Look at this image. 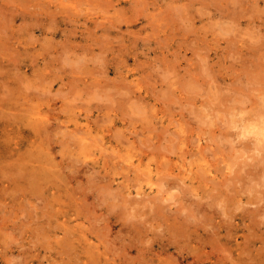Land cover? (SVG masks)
Here are the masks:
<instances>
[{
	"label": "rangeland",
	"instance_id": "obj_1",
	"mask_svg": "<svg viewBox=\"0 0 264 264\" xmlns=\"http://www.w3.org/2000/svg\"><path fill=\"white\" fill-rule=\"evenodd\" d=\"M106 1L111 2V5L110 3L107 4ZM141 1L142 0H0V264H64V262L65 264L66 262L67 264H137L138 262H140L139 264H157V255H160V251L158 249L154 248L155 250H152L150 253L142 251L143 254L138 252V249H140V247H150L152 244L151 242H153L154 240H156L154 244H157V241H161L165 234L161 231H157V235L153 236V232L150 231L149 234L152 237L151 242L148 241L149 237H147V244L143 246L142 240H144V237H146L145 228L147 227V225L143 223L144 217L138 216V214L136 213L137 211L135 212V209H132V207L128 205L133 200L136 201L138 198H143L142 196L137 195V190L140 186H144V191H146L147 193L152 192L154 196H159L158 194L162 195V193H158L156 195L157 190L156 192L151 191L147 186L146 180H143L146 178V176L143 174V172L136 169L135 166H138V164L140 163L142 155H148V157L144 160L145 164L148 162L151 163L150 160H152V162H154L155 164L157 161H166L165 158L163 159V156L165 155H167L168 158H174V162L176 163L179 161L178 163L180 164L182 163V160H184V154L187 152L188 155L186 163L191 164L196 158H200L199 155L192 156L191 153H199L200 150H202V152L207 155V160L214 162L217 165V168L221 170L219 171L221 176H223V172H225L224 179L229 177L228 174L226 175L228 171L225 168L223 169V167H225L224 164H226V162H223L225 158L227 160L230 159L231 161L238 163L239 161L240 163L250 161V159L249 161L248 159H246L247 156L243 158L242 154H240L239 152L237 153L238 150L234 148V146L232 145V141L234 140L233 143L235 142L237 144L241 140L239 137H236L238 135V132L240 131V129L235 128V122H237L238 124V119H249L253 114V117L259 116L258 118L264 120V114L260 111V99L264 98V96L261 95L264 92H260L262 89L264 90V71L255 70H264V57L262 59L264 52L261 53L262 51H264V46H261L263 45L262 43L264 42V38L261 37L260 39L261 45L259 46V48L261 49L258 48L255 40L257 39L258 41V39L260 38L257 37L259 33H264V0ZM167 4H169L168 7L176 5L174 6V8H178L176 10H173L172 7L170 8V11L167 7ZM185 4L187 6H185ZM133 5L137 7V10ZM182 5H184L183 8ZM253 5L256 6V8L252 11V8L254 7ZM165 6L167 7V10ZM139 7L141 8L138 9ZM241 7L244 8V10L247 9L248 12H246V10L242 11ZM181 8L183 10L180 11ZM232 8H235V11H233L234 9L232 10ZM191 9L193 10V12L191 11ZM164 10L167 14H165ZM186 10H188V12H186ZM2 11H4V13ZM144 11L146 15L145 13L143 15ZM176 11H178V13ZM191 12L195 13L196 15L191 14ZM231 12L232 14H234L233 16H236L239 13L236 16L237 19L235 18V21H233L234 18L231 17ZM107 13L109 17H107ZM154 13L158 14L155 15ZM104 14L106 15V17ZM179 14L180 16H178ZM227 14H229V17H227ZM241 15H244V17H241ZM155 16L157 17L156 19ZM174 16H178V18H173ZM187 16H189L193 22L189 19V17L187 18ZM193 16L194 18H192ZM159 17H161L162 19H160ZM179 17H186L185 19L182 18V21L185 22H182L181 19L179 20ZM230 18H233L230 20V22L232 21L231 23L228 21V19ZM127 19L129 20L127 21ZM167 20L169 22H167ZM236 20H238L237 24H235ZM223 22L227 26L225 24L221 25V23ZM178 23L179 25L181 24V28L180 26L178 27ZM234 24L236 25V27ZM170 26L172 29L170 28ZM183 26H186V28H182ZM189 27L192 28V33H189ZM187 28L189 29L183 31ZM146 30L148 31L145 32ZM177 34L179 35V37ZM151 35L153 37H150ZM182 35L184 36L181 37ZM146 36H148V38ZM195 36H197L199 39L197 37L195 38ZM160 38L162 40H165H163V44ZM193 38H195L196 40H194ZM228 38L230 39V41L226 40ZM146 40H148L149 42ZM254 43H256V46H254V49H252L253 45H255ZM102 44L104 46H102ZM226 44L228 45V48L225 47ZM258 44H260L259 41ZM107 46H110V50H108L109 47ZM111 47L113 48L111 49ZM256 49H258V52L256 51ZM248 51H250V53H247ZM104 53L105 57L103 58ZM256 60H258L259 63H257L258 61L256 62ZM103 63L105 66L103 65ZM260 63L261 65H259ZM255 64H258L257 68H254ZM168 65L170 66L168 67ZM73 68L75 69L74 71L72 70ZM97 69L99 72H97ZM102 69H105L106 71ZM252 69H254V75L256 73L255 77H253L252 75ZM77 70L80 73L77 72ZM118 70L120 71V73L118 72ZM193 70H195L196 73L195 71L193 72ZM94 71H96V74ZM101 71H103L104 74L106 73V75L100 73ZM83 72H88L89 74L87 73L86 75V73L84 74ZM99 73L101 75H99ZM245 73H250L253 79L248 76L249 74L247 75ZM195 74H198L199 78L198 75ZM261 74L263 75L261 76ZM172 75H174V77ZM189 75H191V77ZM258 75H260L261 77H259ZM75 76H79L80 78H76ZM177 76L179 77L177 78ZM183 76L185 79L182 78ZM193 76L196 78L193 79ZM256 76L259 77V82L261 81L260 78H262V82H260L261 85L258 83L261 89L259 88V86L256 87V82H253L257 80ZM216 78L219 81H216ZM104 79L107 81V83ZM182 79L189 80L191 82L190 84V82L186 81V84L189 85L187 88L188 90L192 88V86L190 87V85H192V82H194L193 86L196 85L197 88L194 86L195 90L194 88H192L191 90H189L191 92L190 93L185 88L186 84H183V86L178 82V84H180V87L183 86L181 88L182 90L179 89L180 87L176 82L182 81ZM142 80H144V83ZM184 80L182 81V83L184 82ZM248 80H252V82L250 81L252 84L249 83ZM90 81L92 82V84L93 82H97V84L99 82L101 88L100 85L99 89L93 88L96 84L91 85ZM168 82L169 84L167 85L166 83ZM172 82L174 83L172 84ZM213 82H215L216 84H214ZM230 83H233V85L228 86L230 85ZM85 84H87L88 86ZM217 84H220V86L222 85V89L224 87L225 89L222 90L220 87L218 88L220 90H217L216 88L217 91H215L214 89L215 87H217ZM166 85L167 87H165ZM97 86L98 85H96L95 87ZM119 86L120 89L122 88L121 90L118 88ZM229 87L231 88V90ZM239 87H241V90L239 89ZM255 87L260 89L256 90L258 94H256L257 92H254L256 95L253 93V91H255L256 89ZM171 88H174L175 91H173ZM236 88L237 90H235ZM93 89H97L98 91H100V95L99 92L98 94L96 93L97 90L93 91ZM110 89H112V93L109 92ZM170 89L172 91L168 94V91ZM233 89L236 94L234 93V91H232ZM218 91L219 93H221L219 94ZM250 91H252V93L256 97L254 95H251ZM164 92L167 93H165L166 95H170V93L171 95L166 96ZM237 93L240 95H238ZM113 94L115 95V97L112 96ZM117 94H119V97L122 96L121 100H119L120 98ZM175 94L178 98H180L179 100L174 96ZM211 95H214L213 97H215L216 99L217 97L219 99L221 95L220 98L222 99V102L224 103V101H226V103L223 104L222 102H220V99L215 100V98H213ZM259 95H261V98L257 99V96ZM187 96L190 99H188ZM113 97L116 98L117 102L119 100V105L117 104V102H113V100H115ZM124 97L125 99H123ZM239 97H241V99ZM123 100H125V103ZM206 100L208 102H205ZM210 100L214 102L212 103L210 102ZM140 102H145L144 104L141 103L143 107L140 105ZM203 102H205L204 105H201ZM242 102H245V108L242 107ZM258 102L260 105L258 104ZM246 103L247 105H245ZM169 105L172 107V110L170 109L171 107L167 108ZM202 106H207V108L210 109V111L209 109H207L209 112H206V117L204 116L205 112L203 111L206 108L204 107V109ZM220 106L222 108L220 109L222 110L221 112L218 109L220 108ZM144 107H146V109ZM102 108H104V110ZM148 108L150 110H148ZM168 109H170L171 111ZM246 109L250 112H254L256 109L257 113L255 111L250 115V112L245 113ZM216 110L219 112H217ZM228 111L231 114H228ZM145 113L147 115H145ZM167 113H169L172 118L167 115ZM209 113H212V115L210 114L207 117V114ZM255 113L259 115L255 116ZM244 114H246V116H248L249 114L250 116L246 117ZM215 115H218L217 117L219 119L220 117L224 116L221 119H223V122L227 124V126L222 121L217 119ZM230 115L234 116L235 121H230L232 120V117ZM104 116H106L105 119L107 120L110 116L111 120L109 118L110 121H107L105 119L102 121V117ZM209 116H213L215 118H210ZM235 117H237V120L235 119ZM226 118L230 119L229 123H231V125L225 122V120L228 121ZM171 119H173V121ZM214 119L218 121L216 125L214 122H212L215 121ZM104 121L105 123H107L105 124ZM196 121H198V123ZM232 122L235 123V126L233 128L232 126L234 124H232ZM173 123L175 124V126L173 125ZM207 123H210V127ZM158 124L161 125L160 129L165 126V130L164 128L160 130L158 128ZM176 124H179V127H177ZM198 124H201L199 125L201 126V129L200 127L199 129L197 128ZM211 124L214 125V127H212ZM147 126H150L151 129L150 127L149 129H146ZM206 126H208L209 128ZM224 127L225 130L228 127L230 130H221ZM114 128L117 129L115 130ZM119 129H121V132L123 130V133L119 131L121 133L119 134ZM153 129L158 130V132L154 131ZM159 130L161 131V133L164 131L163 133L165 134L163 135L159 133ZM165 131H167L168 133ZM169 131L171 133H169ZM116 132L119 134V136ZM173 132L176 134L174 135ZM229 132L231 133V135ZM114 133L117 135H115ZM131 133L134 135H132ZM74 134H76V136ZM103 134L106 135L105 140H103ZM113 135L114 139L112 138ZM121 135L124 136V139L125 137H127V140L129 142L125 139L127 142L125 141L124 143V139L123 137H121ZM222 135H224V137H229L226 138L227 142H225V138L223 139ZM233 135L236 136L234 137ZM169 136H172V138H170ZM209 136L211 139L213 138L212 136L217 137V139L215 138L216 141L212 142ZM81 137H87V139L85 140L87 144L81 140ZM120 137L122 139H120ZM168 137L171 142L167 140ZM252 137L253 135L251 136V138ZM98 138L100 139V141ZM139 138L140 142L138 140ZM146 138L149 140L148 144ZM160 138L161 140L163 139V142L160 140ZM185 138H187V142L183 144L181 140ZM70 139L73 140L70 142ZM195 139L198 140V142H196ZM229 139H231L232 141ZM236 139L239 140L236 142ZM166 140L169 141L172 145L169 146V143L166 144ZM175 140H177V143ZM172 141H174L176 145H174ZM193 141L196 142L195 145ZM228 141L233 147L229 145ZM249 141L251 142V140ZM159 142L162 143L163 146H160L158 144ZM215 143H218L217 145H219L220 150L218 149V151H216V148L219 147L217 145L216 147ZM245 143L248 144L247 141ZM102 144L104 145V148ZM139 144L141 147L139 146ZM153 144H156L158 148H156ZM238 144L240 145V143ZM255 145V142H251L250 146L248 147L249 149L245 147V154L248 155L251 153L253 155V153L255 152ZM146 146H150V149L148 147V149H146ZM151 146H153L155 149H152L153 147ZM174 146L176 147L172 148ZM206 146H209V148L207 149L208 151L204 150V148H207ZM105 147L108 149L105 150ZM159 147L161 150L159 149ZM228 147L230 149H228ZM176 149H178V151ZM108 150H110V152ZM156 150H159L160 152ZM166 150H168L167 153ZM227 150H230V152H226ZM246 150L248 151L246 152ZM111 152L114 153V155ZM209 152H211L212 154L210 155ZM112 155L114 157H112ZM212 155H214V157H212ZM188 157H190L191 159ZM218 158H220L222 161ZM75 159L78 160L76 161ZM197 161L199 160L197 159ZM218 161L221 163H217ZM74 162L76 164H74ZM78 162H81L84 165L86 164V167L81 163H79L81 164L79 165ZM125 165L126 168L124 167ZM82 166L84 168H82ZM119 166L121 168H119ZM235 166L238 167V165ZM87 167L94 168L95 170ZM76 168L78 169L76 170ZM62 169L64 172L62 171ZM45 170L52 171L51 178L47 177ZM86 171L88 173L91 172L89 173V177L87 176L88 174ZM93 171L95 172V175L99 180L98 184L90 185L87 181L89 180V178L91 184L97 182V177L93 174ZM7 172H9V174H7ZM71 172L73 174L75 173L76 178L74 177L75 175H73ZM97 172L100 175L97 174ZM17 173H19V175L14 176ZM29 173L36 176L32 177V175H30ZM91 174L93 175V178L91 177ZM106 174L107 176H105ZM18 176L19 178H17ZM25 176L27 177L25 178ZM125 176H127L129 181L131 182H129L127 177L125 178ZM11 177L13 179H11L10 181ZM141 177L143 179H141ZM91 178L92 181L95 180L96 182H92ZM26 179L28 183H25ZM230 181L231 180H229V182H226L228 184H226L228 188L226 185H224L221 189H217L211 194L208 193L211 190H207L209 188H205V190L203 191H207V193L204 197L205 199H201V201L200 199L195 197L194 194L191 193V191H188L189 186L187 184L186 186H182L184 184H181L183 190H186L187 188L186 191H182L179 185V188L175 187L172 191H169L170 193L172 192V194L176 191L177 193H175L174 195L177 194V197L175 196L176 199L171 202H163V206L168 203L166 204L167 207L165 208V210H168L166 212L168 215H180L179 217L182 218L184 215L183 219H185L186 212L182 210V214L181 210L179 209L185 204H182L181 206V203L177 202V205L174 202L180 200L181 198L187 199L188 203L192 201L202 203L199 207H197V205H193V212L195 214V224L193 228H198L200 231L199 234L201 236L199 237V242V240L197 241V239L194 238V240H192L191 237L187 236H185V238L180 236L176 237L173 232H171V234H169L170 232L166 233L167 238H165L169 239L172 236H175L176 239H174L175 241H177V244L176 247L173 246L168 251L162 253L163 258H168L171 264H190L193 262H204L205 264H264V244L261 242H258V244L254 243V234L256 233L255 229L249 227L245 228V223L243 224L239 219L230 220L228 217H225V215L227 216V213H242L243 211H245L244 209L241 210V208H236L237 206L239 207V202L241 199L240 197H233L234 192L231 191L233 181H231V185ZM104 182L110 188V190L108 189L107 191V186L103 184ZM78 184L82 185L78 187ZM101 184L106 186L100 187L105 188L107 194H104V192L103 195L100 194L105 190L103 188H99V186H97V188H99L100 190L97 188L93 189L94 187H96V185ZM127 184L131 186V190L133 191L131 195L128 193V189L126 188ZM137 184H139L138 187H136ZM53 186L55 188H53ZM225 186L226 188H224ZM254 186L255 188L251 186L248 187L249 189H246L245 187L248 192L245 190V193H247L243 194L244 201H246L248 198L250 199L259 197V194L262 192L263 188L261 187V185L259 186L262 189H258V185V187L256 185ZM43 187L45 188L44 190ZM82 187L85 190L81 191ZM112 187L116 188V191L119 190L120 193L118 191L119 194H115L116 191ZM122 187L124 189L121 190ZM256 188L260 191V193H258ZM14 190H21L22 192L20 191L21 193H18V191H16V194ZM77 190L79 191L78 193ZM221 190L223 191L225 196L220 197L219 193L221 192ZM252 191L253 193L251 194ZM108 192L109 195L111 192L113 193H111V197L106 196L108 195ZM164 194L168 196V193ZM189 194L191 196H189ZM34 195L36 197H34ZM99 195L102 197V199L97 198L99 197ZM104 195L108 197V199L110 198V200L107 201L108 199L106 197L103 198ZM115 195L118 196V198H114L117 200V202H115L114 199L112 200V197H115ZM119 195L122 198L120 203H118V201L121 199ZM248 195H253L254 197H249ZM38 197L41 199H39ZM67 197L69 198L67 199ZM132 197L134 198L133 200ZM144 197L147 198L146 195ZM148 197L149 198H147L146 200H150L151 196ZM97 199L100 201H98ZM102 200L106 205H104L103 202L101 205ZM105 200L107 201V203ZM123 200L126 202V204H124L125 202ZM211 200H213L214 202H211ZM26 201L30 203L28 204V202ZM40 201H44V203L40 204ZM172 202L174 203V205ZM35 203H37V205ZM115 203L118 204L116 205ZM81 204H83V206ZM97 204H100L101 206H96ZM224 204H226L227 207ZM11 205H13L14 207ZM85 205L86 207L88 206L87 210ZM118 205H122V207L120 208V206ZM148 205H150V203ZM42 206H44V209ZM114 206H118L119 209H117L118 207L114 208ZM150 206L152 207V205ZM150 206L146 207V210L147 208H149L147 212L150 210ZM246 206L251 207V205ZM21 207L24 210H22ZM93 207L95 211L92 210ZM108 207L113 211H111L112 214L109 212L110 209H108ZM175 207L177 210H179V212L175 209ZM39 208L41 210H39ZM127 208L130 210H128ZM221 208L222 210L220 211ZM131 209L134 211H131ZM172 209L174 212L171 211ZM84 210L85 213L83 212ZM9 211L13 212V216ZM123 211L125 213V216H123ZM44 212L45 214H48L45 217ZM141 212L146 211L142 210ZM212 212L214 214H212ZM220 214H223L222 217ZM87 215L88 220L86 219ZM101 215L102 218H105L103 222L101 219ZM20 216L24 220H22ZM95 217L97 218V220ZM129 217L132 218L131 221ZM137 217H139V220L136 219ZM262 219V217H258V220ZM134 221L136 224L134 223ZM20 222L21 224L24 223L25 225H19ZM140 222L143 224H141ZM91 223H95L94 225H96V227H94V225H91ZM101 223L102 225L104 224L103 226H101L102 228H97V225L98 227H100ZM137 223L139 226L137 225ZM226 223H229V225ZM238 223L242 224L237 235H246V237H248L247 239L245 237H239L238 242H244L246 240L244 246H239L238 242H236L235 240V237H233L232 235L228 237L227 231H225L227 228L234 229V225ZM223 224L227 226L224 227ZM108 225L109 227H107ZM90 226H92V228ZM126 226H128V228H126ZM220 226L222 227L220 228ZM23 227H25L24 230L22 229ZM124 228L126 232L128 230L127 233L130 234L129 236L126 232L124 233ZM100 229L102 230L100 231ZM218 230H222V233L217 235V237L216 235H214V237H216L215 240V238H212L211 236L212 234H214V231L217 232ZM235 230L233 231V233L236 232ZM251 230H253L254 232ZM89 231H91V233H89ZM133 232H135L136 235ZM139 232H141L140 237ZM118 233L120 236L118 235ZM100 234L103 239L99 238ZM106 234H109L107 237V241H105V238L107 236ZM85 235H87V237ZM134 235L137 236V238ZM201 237L203 240H206L207 238V240L213 239V242L209 244L208 247L204 248L202 246V244L204 245V243L201 240ZM135 238L137 239V241ZM138 239H142L140 241V243L142 242L141 244L138 242ZM105 242H110L112 244H107ZM65 244L67 247L65 246ZM106 244L111 246V248H107L108 246ZM261 246L263 247L260 248ZM97 247H100L101 250H98ZM119 248H121L122 251ZM107 250H110L113 253L111 254ZM126 250L128 251V253ZM125 251L127 253V256ZM243 251L247 252V255L245 253V255H240ZM99 252L104 255L103 258L102 256L101 258H99L100 255L97 256ZM128 255L130 260L128 259ZM258 255L263 256V259L257 257ZM110 257L113 258L110 259ZM183 257L187 258L188 261H184ZM254 257H257L259 259V262ZM249 260L252 261L249 262Z\"/></svg>",
	"mask_w": 264,
	"mask_h": 264
},
{
	"label": "bare ground",
	"instance_id": "obj_2",
	"mask_svg": "<svg viewBox=\"0 0 264 264\" xmlns=\"http://www.w3.org/2000/svg\"><path fill=\"white\" fill-rule=\"evenodd\" d=\"M135 1V0H134ZM137 1V0H136ZM143 1V0H142ZM141 1V2H142ZM164 1V0H163ZM177 1V0H176ZM255 1V0H254ZM257 1V0H256ZM13 2V1H12ZM86 2V1H85ZM131 2V1H130ZM148 2V1H147ZM170 2V1H169ZM193 2V1H192ZM197 2V1H196ZM199 2V1H198ZM14 3V2H13ZM106 3L108 4V3H110V5H111V2H107L106 1ZM258 3V2H257ZM47 4V3H46ZM114 4V3H113ZM144 4V3H143ZM143 4H142V6H143ZM182 4V3H181ZM193 4V3H192ZM191 4V5H192ZM242 4H244V3H242ZM252 4H254V3H252ZM252 4H251V6H252ZM256 4V3H255ZM74 5V4H73ZM116 5V4H115ZM141 5V4H140ZM148 5V4H147ZM168 5L169 4H167V7H168ZM180 5V4H179ZM179 5H177V6H179ZM134 6V5H133ZM141 6V7H142ZM174 6H176V5H174ZM174 6L172 5V7L170 6V7H168L169 8V10H170V8H172L173 10L175 9L174 8ZM183 6L184 5H182V8H183ZM185 6H187L186 4H185ZM254 6V5H253ZM257 6H258V4H257ZM2 7V6H1ZM37 7V6H36ZM77 7V6H76ZM111 7V6H110ZM123 7V6H122ZM135 7V6H134ZM141 7H139L138 9H140ZM148 7V6H147ZM167 7L165 6V8H166V10H167ZM195 7V6H194ZM193 7V8H194ZM196 7H197V5H196ZM240 7V6H239ZM15 8V7H14ZM39 8V7H38ZM70 8V7H69ZM98 8V7H97ZM119 8H120V6H119ZM136 8V10H137V7H135ZM178 8V7H177ZM176 8V9H177ZM180 9V11L181 10H183V9ZM186 8V7H185ZM256 8V6H254L253 8H252V11L254 10ZM58 9V8H57ZM118 9V8H117ZM134 9V8H133ZM143 9H144V7H143ZM175 9V10H176ZM229 9H231V8H229ZM234 9V10H233ZM241 9H242V11L244 10V8H242L241 7ZM248 9H250V8H248ZM258 9V8H257ZM256 9V10H257ZM261 9V8H260ZM259 9V10H260ZM6 10V9H5ZM8 10V9H7ZM63 10H65V9H63ZM70 10V9H69ZM80 10V9H79ZM172 10V11H173ZM179 10V9H178ZM232 10L233 11H235V8H232ZM238 10V9H237ZM236 10V11H237ZM246 10V12H248V10L247 9H245ZM244 10V11H245ZM61 11V10H60ZM102 11V10H101ZM121 11H123V10H121ZM154 11V10H153ZM157 11V10H156ZM171 11V10H170ZM191 11L193 12V10L191 9ZM3 13H4V11H2ZM23 12V11H22ZM103 12V11H102ZM147 12V11H146ZM164 12H165V10H164ZM174 12V11H173ZM177 13H178V11H176ZM175 12V13H176ZM183 12V11H182ZM186 12H188V10H186ZM191 12V14H195V13H192ZM237 12H239V11H237ZM109 13V12H108ZM108 13L106 14L107 15V17H109L108 16ZM122 13V12H121ZM144 13H145V11L143 12V15H144ZM185 13V12H184ZM234 13V12H233ZM240 13V12H239ZM238 13V14H239ZM250 13V12H249ZM254 13V12H253ZM68 14H70V13H68ZM73 14V13H72ZM84 14V13H83ZM155 14V13H154ZM158 14V13H157ZM157 14H155V15H157ZM165 14H167L166 12H165ZM165 14H164V16H165ZM191 14H189V15H191ZM231 14H232V12H231ZM230 14V15H231ZM237 14V13H236ZM235 14V15H236ZM237 14V15H238ZM105 15V14H104ZM106 15H105V17H106ZM142 15V16H143ZM145 15H146V13H145ZM148 15V14H147ZM150 15V14H149ZM159 15H162V14H159ZM158 15V16H159ZM172 15V14H171ZM170 15V16H171ZM196 15V14H195ZM229 14H227V17H229L228 16ZM234 14H232V16L231 17H233L234 18V20L233 21H235V18L237 19V15L236 16H233ZM78 16V15H77ZM80 16V15H79ZM167 16V15H166ZM173 16V15H172ZM178 16H180V14L178 15ZM178 16L176 17V16H174L173 18H178ZM181 16H183V15H181ZM146 17V16H145ZM162 17V16H161ZM161 17H159L160 19H162ZM168 17V16H167ZM189 16H187V18H188ZM198 17V16H197ZM222 17V16H221ZM240 17V16H239ZM238 17V18H239ZM241 17H244V15H241ZM240 17V18H241ZM141 18V17H140ZM147 18V17H146ZM157 17L155 16V19H156ZM166 18V17H165ZM183 18V17H182ZM182 18H180L179 17V20L181 19V21H182ZM186 17H184L183 19H185ZM192 18H194V16L192 17ZM233 18H230V19H228V21L230 22V20L231 19H233ZM54 19V18H53ZM105 19V18H104ZM169 19H171V18H169ZM189 19H190V17H189ZM227 19V18H226ZM55 20V19H54ZM109 20V19H108ZM129 19H127V21H128ZM191 20V19H190ZM88 21V20H87ZM110 21V20H109ZM138 21V20H137ZM166 21V20H165ZM172 21H173V19H172ZM177 21H178V19H177ZM180 21V22H181ZM189 21V20H188ZM192 21V20H191ZM226 21V20H225ZM140 22V21H139ZM154 22V21H153ZM167 22H169L168 20H167ZM182 22H185V21H182ZM190 22V21H189ZM193 22V21H192ZM196 22H197V20H196ZM232 22V21H231ZM230 22V23H231ZM237 22H238V20H236V23L235 24H237ZM102 23V22H101ZM151 23H152V21H151ZM173 23V22H172ZM175 23H177V22H175ZM165 24V23H164ZM222 24H225L224 22L223 23H221V25ZM234 24V25H235ZM183 25V24H182ZM186 25V24H185ZM226 25V24H225ZM232 25V24H231ZM264 25V24H263ZM144 26H146V25H144ZM172 26V25H171ZM171 26H170V28H171ZM180 26V28H181V24L179 25V23H178V27ZM224 26V25H223ZM227 26V25H226ZM141 27V26H140ZM165 27V26H164ZM173 27V26H172ZM186 28V26H183L182 28ZM191 27V26H190ZM189 27V28H190ZM232 27V26H231ZM235 27H236V25H235ZM189 28H187V29H185V30H183V31H186V30H188ZM193 28H195V27H193ZM221 28H223V27H221ZM227 28V27H226ZM230 28V27H229ZM233 28V27H232ZM139 29H141V28H139ZM144 29H145V27H144ZM172 29V28H171ZM170 29V30H171ZM174 29V28H173ZM177 29H179V28H177ZM191 29L192 28H190V32L189 33H192L191 32ZM198 29V28H197ZM231 29V28H230ZM229 29V30H230ZM234 30V29H233ZM148 30H146L145 32H147ZM153 31V30H152ZM150 32H151V30H150ZM156 32V31H155ZM174 32V31H173ZM264 32V31H263ZM136 33V32H135ZM134 33V34H135ZM159 33V32H158ZM184 33H188V32H184ZM261 34V35H260ZM262 34H263V36H264V33H259V35L257 36L259 39H258V41H259V43L260 44H258V41H257V39H255L256 40V43H257V46H258V48H259V46L261 45V42H260V39H261V37L262 38H264L263 36H262ZM132 35H133V32H132ZM153 35V34H152ZM150 36V37H153V36ZM178 35V34H177ZM188 35V34H187ZM190 35V34H189ZM140 36V35H139ZM184 35H182L181 37H183ZM191 36H193V35H191ZM147 38H148V36H146ZM178 37H179V35H178ZM197 36H195V38H196ZM254 37V36H253ZM141 38V37H140ZM162 38V37H161ZM160 38V39H161ZM195 38H193L194 40H196ZM198 38V37H197ZM151 39V38H150ZM149 39V40H150ZM183 39V38H182ZM192 39V40H193ZM199 39V38H198ZM225 39V38H224ZM102 40V39H101ZM159 40V39H158ZM162 40V39H161ZM164 40V39H163ZM163 40H162V44H163ZM166 40H167V38H166ZM172 40V39H171ZM184 40V39H183ZM222 40V39H221ZM220 40V41H221ZM226 40H229L230 41V39L228 38V39H226ZM141 41V40H140ZM146 41H148V40H146ZM165 41V40H164ZM228 41V42H229ZM264 41V40H263ZM262 41V42H263ZM99 42V41H98ZM149 42V41H148ZM147 42V43H148ZM137 43V42H136ZM144 43H146V42H144ZM150 43H151V41H150ZM230 43V42H229ZM256 43H254L255 45H253V48L252 49H254V46H256ZM165 44V43H164ZM184 44V43H183ZM231 44V43H230ZM263 45H261V46H264V42L262 43ZM244 45V44H243ZM102 46H104L103 44H102ZM161 46V45H160ZM180 46V45H179ZM222 46V45H221ZM228 45L226 44V48H228L227 47ZM250 46V45H249ZM107 47H109V49L108 50H110V46H107ZM166 47V46H165ZM211 47V46H210ZM223 47V46H222ZM100 48V47H99ZM113 47H111V49H112ZM151 48V47H150ZM205 48V47H204ZM247 48V47H246ZM257 48V47H256ZM152 49V48H151ZM150 49V50H151ZM259 49H261V48H259ZM114 50V49H113ZM208 50H210V49H208ZM247 50V49H246ZM258 49H256V51H257ZM107 51V50H106ZM165 51V50H164ZM256 51H255V53H256ZM261 51V50H260ZM259 51V52H260ZM102 52V51H101ZM101 52H99V53H101ZM118 52H120V51H118ZM170 52V51H169ZM258 52V51H257ZM264 51H262L261 53H263ZM109 53V52H108ZM247 53H250V51H248ZM254 53V54H255ZM107 54V53H106ZM101 55V54H100ZM121 55V54H120ZM261 55H263V54H261ZM260 55V56H261ZM103 56V55H102ZM107 56V55H106ZM105 57V53H104V56H103V58ZM207 57V56H206ZM220 57V56H219ZM263 57H264V55L262 56V59H263ZM102 58V59H103ZM114 58H115V56H114ZM114 58H113V60H114ZM209 58V57H208ZM207 58V59H208ZM80 59V58H79ZM106 59V58H105ZM104 59V60H105ZM83 60H85V59H83ZM209 60V59H208ZM96 61V60H95ZM258 60H256V62H257ZM263 61V60H262ZM82 62V61H81ZM107 62V61H106ZM140 62V61H139ZM138 62V63H139ZM84 63V62H83ZM115 63V62H114ZM142 63V62H141ZM257 63H259V61L257 62ZM82 64V63H81ZM102 64V63H101ZM137 64V63H136ZM78 65V64H77ZM83 65V64H82ZM96 65V64H95ZM103 65H104V63H103ZM102 65V66H103ZM118 65V64H117ZM138 65V64H137ZM140 65V64H139ZM258 65V64H257ZM257 65L255 64V66H254V68H257ZM259 65H261V63L259 64ZM79 66H80V64H79ZM105 66V65H104ZM170 65H168V67H169ZM264 66V65H263ZM139 67V66H138ZM87 68V67H86ZM98 68V67H97ZM143 68V67H142ZM166 68V67H165ZM171 68V67H170ZM261 68V67H260ZM96 69V68H95ZM94 69V70H95ZM99 69V68H98ZM98 69H97V72H99L98 71ZM193 69V68H192ZM73 71L75 70L74 68L72 69ZM102 70H105V69H102ZM251 70V69H250ZM250 70H249V72H250ZM256 71H264L263 69H259V70H257V69H255ZM83 71V70H82ZM87 71V70H86ZM106 71V70H105ZM138 71V70H137ZM195 70H193V72H194ZM77 72H79L78 70H77ZM95 72V74H96V71H94ZM93 72V73H94ZM118 72L120 73V71L118 70ZM252 72H253V74H252ZM252 72H251V74L253 75V77H255V75H256V73H255V75H254V69H252ZM73 73V72H72ZM75 73V72H74ZM80 73V72H79ZM84 74L86 73V72H83ZM88 73V72H87ZM87 73H86V75H87ZM100 73H103V71H101ZM99 73V75H101ZM195 73H196V71H195ZM76 74V73H75ZM89 74V73H88ZM90 74H92V73H90ZM104 74V73H103ZM102 74V75H103ZM181 74V73H180ZM180 74H179V76H180ZM187 74V73H186ZM191 74V73H190ZM245 74H247V73H245ZM249 74V75H248ZM247 75L249 76V77H251L252 75H250V73H248ZM259 74V73H258ZM74 75V74H73ZM92 75H94V74H92ZM104 75H106V73L104 74ZM192 75H193V73H192ZM195 75H198V74H195ZM263 74H261V76H262ZM173 77H174V75H172ZM179 76H177V78L179 77ZM190 77H191V75H189ZM217 76V75H216ZM246 76V75H245ZM259 77H261L260 75H258ZM258 76H256V78H257V80H256V78H255V80L256 81H253V82H256L257 84H256V87L257 86H259L258 85V83L260 84V82H262V78H260L261 79V81L259 82V77ZM76 77V76H75ZM78 78H80L79 76H77ZM76 77V78H77ZM105 77V76H104ZM123 78V77H122ZM121 78V79H122ZM139 78V77H138ZM181 78V77H180ZM179 78V79H180ZM182 78H184V76L182 77ZM186 78H188V77H186ZM193 79L194 78H196V77H192ZM198 78H199V75H198ZM201 78H202V76H201ZM252 78V77H251ZM250 78V79H251ZM185 79V78H184ZM184 79H182V81L184 80ZM253 79V78H252ZM75 80H77V79H75ZM79 80V79H78ZM105 80V79H104ZM81 81V80H80ZM143 81V83H144V80H142ZM141 81V82H142ZM177 81V80H176ZM182 81H177L176 83L178 84V82L181 84V85H183V84H186L187 82H190L189 80H184V82L182 83ZM187 81V82H186ZM198 81V80H197ZM216 81H219V80H217V78H216ZM249 81V80H248ZM251 82H252V80H250ZM249 81V83H251ZM258 81V82H257ZM82 82V81H81ZM91 82V81H90ZM105 82L107 83V81L105 80ZM105 82H104V84H105ZM116 83V82H115ZM174 82H172V84H173ZM202 83V82H201ZM205 83V82H204ZM214 84H216L215 82H213ZM218 83V82H217ZM93 84H96V85H98L97 87H93V88H98L99 89V85H100V83L98 82V84H97V82H93ZM92 84V82H91V85H93ZM141 84V83H140ZM167 85L169 84V82L168 83H166ZM171 84V83H170ZM180 84H178L179 85V87H180ZM190 84H191V82H190ZM193 84H194V82H192V85H190V87L192 86V88H194V86L196 87V85H194L193 86ZM203 84V83H202ZM221 84V83H220ZM220 84H217L216 86L217 87H215V91H217V90H220V89H218V88H220L221 86H220ZM228 84V83H227ZM252 84V83H251ZM255 84V83H254ZM254 84H253V86H254ZM9 85V84H8ZM85 85H87V84H85ZM90 85V86H91ZM108 85V84H107ZM106 85V86H107ZM167 85L165 86V87H167ZM186 85H187V87H186ZM185 85V88H186V90L187 91H189V90H191V89H187L188 88V84H186ZM231 85H233V83H230V85H228V86H231ZM261 85V84H260ZM88 86V85H87ZM89 86V87H90ZM109 86V85H108ZM111 86V85H110ZM118 86V85H117ZM184 86V85H183ZM182 86V87H183ZM215 86V85H214ZM213 86V87H214ZM85 87V86H84ZM114 87V86H113ZM124 87V86H123ZM170 87V86H169ZM182 87H180L179 89H181ZM212 87V88H213ZM223 87V86H222ZM222 87H221V89H222ZM252 87V86H251ZM250 87V88H251ZM255 87V88H256ZM100 88H101V85H100ZM104 88V87H103ZM119 89H120V86L118 87ZM197 88V87H196ZM216 88H217V90H216ZM230 88V87H229ZM241 87H239V89H240ZM248 88V87H247ZM249 88V89H250ZM254 88V89H255ZM259 88L261 89V87L259 86ZM264 88V87H263ZM109 89V88H108ZM116 89V88H115ZM115 89H113V90H115ZM122 89V88H121ZM120 89V90H121ZM167 89V88H166ZM173 91H175V89L174 88H171ZM169 90L168 91V94H169V92H171L172 90ZM177 89V88H176ZM184 89V88H183ZM225 89V87L222 89V90H224ZM243 89V88H242ZM254 89H252V90H254ZM260 89H258V88H256L255 89V91H253V93L254 92H257L256 90H260ZM95 89H93V91H94ZM97 90V89H96ZM95 90V91H96ZM182 90V89H181ZM185 90V89H184ZM194 90H195V88H194ZM230 90H231V88H230ZM235 90H237V88L235 89ZM241 90V89H240ZM244 90V89H243ZM242 90V91H243ZM263 90V89H262ZM260 91V92H264V90L263 91ZM86 91V90H85ZM166 91V90H165ZM215 91H212V92H215ZM232 91H234V89L232 90ZM247 91H249V90H247ZM98 92H99V95H100V91H96V93L98 94ZM109 92H111L112 93V89H110V91ZM114 92V91H113ZM117 92V91H116ZM182 92V91H181ZM186 92V91H185ZM190 92V91H189ZM194 92V91H193ZM212 92H209V93H212ZM224 92V91H223ZM95 93V94H96ZM102 93V92H101ZM106 93V92H105ZM166 92H164V94H165ZM191 93V92H190ZM189 93V94H190ZM208 93V94H209ZM218 93H219V91H218ZM221 93V92H220ZM219 93V94H220ZM234 93H235V91H234ZM243 93H244V91H243ZM252 93V91H250V94L251 95H254ZM119 94H121V93H119ZM119 94H117L118 95V97H119ZM167 94V93H166ZM165 94V95H166ZM187 94H188V92H187ZM236 94V93H235ZM238 94V93H237ZM245 94V93H244ZM243 94V95H244ZM256 94H258V92L256 93ZM255 94V95H256ZM264 94V93H263ZM263 94H261L262 96H264ZM170 95H171V93H170ZM170 95H166V96H170ZM173 95V94H172ZM215 95V94H214ZM213 95V96H214ZM218 95V94H217ZM216 95V96H217ZM222 95V94H221ZM221 95H220V97H221ZM238 95H240V94H238ZM237 95V96H238ZM246 95V94H245ZM254 95V96H255ZM261 95H259V96H257V99L258 98H261ZM112 96H114L115 97V95L113 94ZM175 97H177L176 96V94L174 95ZM210 96V95H209ZM212 96V95H211ZM212 96V97H213ZM113 97V98H114ZM122 97V96H121ZM121 97H119L120 99L119 100H121L122 98ZM188 97V96H187ZM219 97V99H220V102H222V99ZM256 97V96H255ZM102 98V97H101ZM131 98V97H130ZM143 98V97H142ZM213 98H215V97H213ZM223 98V97H222ZM240 99H241V97H239ZM115 100H113V102H117V100H116V98H114ZM118 99V98H117ZM123 99H125V97L123 98ZM177 99L179 100L180 98H178L177 97ZM184 99V98H183ZM183 99H181V100H183ZM188 99H190L189 97H188ZM211 99V98H210ZM217 99H218V97H217ZM216 98H215V100H217ZM218 99V100H219ZM244 99V98H243ZM247 99V98H246ZM263 99V100H262ZM262 99H260L261 100V102H260V104H261V110H260V107H259V110L264 114V98H262ZM105 100V99H104ZM119 100H118V102H117V104L119 105L120 103H119ZM129 100H131V99H129ZM139 100V99H138ZM234 100V99H233ZM232 100V101H233ZM245 100V99H244ZM124 101V103H125V100H123ZM164 101H165V99H164ZM186 102V101H185ZM205 102H208L207 100L205 101ZM205 102H203L201 105H204V103ZM210 102H214V101H211L210 100ZM247 102V101H246ZM259 102H258V104H259ZM123 103V104H124ZM141 103H145V102H140V105H141ZM147 103V102H146ZM216 103V102H215ZM223 103V102H222ZM226 103V101H224V103L223 104H225ZM243 103V102H242ZM241 103V104H242ZM245 103V102H244ZM244 103H243V105H242V107H244ZM250 104H251V102H250ZM259 104V105H260ZM121 105H122V103H121ZM150 105V104H149ZM205 105H208V104H205ZM209 105H212V104H209ZM245 105H247V103L245 104ZM142 106V105H141ZM183 106V105H182ZM219 106V105H218ZM237 106V105H236ZM121 107V106H120ZM143 107V106H142ZM147 107H149V106H147ZM165 107V106H164ZM169 107H171L170 105L167 107V108H169ZM184 107V106H183ZM203 107V106H202ZM205 107V106H204ZM203 107V108H204ZM211 107V106H210ZM233 107V106H232ZM252 107V106H251ZM108 108V107H107ZM109 108H110V106H109ZM145 109H146V107H144ZM166 108V107H165ZM166 108V109H167ZM206 108V109H205ZM204 109L205 110H203L204 112H205V117H206V112L208 113L209 111H210V109L209 108H207V106L205 107ZM245 108V107H244ZM253 108H255V107H253ZM252 108V109H253ZM257 108V107H256ZM18 109V108H17ZM103 110H104V108H102ZM171 110H172V107L170 108ZM170 109H168V110H170ZM182 109V108H181ZM207 109H209V111L207 110ZM217 109V108H216ZM219 109V111L221 112L222 110H220V109H222L221 108V106H220V108H218ZM227 109H228V106H227ZM243 109V108H242ZM144 110V109H143ZM148 110H150L149 108H148ZM168 110H167V112H168ZM170 110V111H171ZM215 110V109H214ZM214 110H212V111H214ZM258 110V109H257ZM20 111V110H19ZM100 111H101V108H100ZM202 111V112H203ZM217 111V110H216ZM219 111H217V112H219ZM252 111V110H251ZM255 111H256V109H255ZM254 111V112H255ZM142 112V111H141ZM166 112V111H165ZM183 112V111H182ZM237 112V111H236ZM247 112H250V111H247V109L245 110V113H247ZM254 112H250L249 114L251 115V113H254ZM10 113V112H9ZM169 113H171V112H169ZM169 113H167V115H169ZM213 113V112H212ZM212 113H209V114H207V117H208V115H212ZM234 113V112H233ZM232 113V114H233ZM256 113H257V111H256ZM255 113V116L257 115ZM11 114V113H10ZM19 114V113H18ZM44 114V113H43ZM144 114V113H143ZM193 114V113H192ZM216 114V113H215ZM228 114H231L229 111H228ZM238 114V113H237ZM248 114V116H246V114H244L246 117H249L250 115ZM262 114V115H263ZM122 115V114H121ZM145 115H147L146 113H145ZM253 115V114H252ZM251 115V118H249V119H238L239 120V122H238V124H237V122H235L236 123V126H235V123H233L232 122V124H234L233 126H232V128L235 126V128L236 129H240V131L238 132V135L236 136V137H239L241 140H240V142H238V143H240V145L237 143H235V145H234V143H233V141L231 140V139H229V140H231L232 141V145L234 146V148L236 149V150H238L237 151V153L239 152L240 154H242V157L244 158L245 156H247L246 157V159H248V161H249V159H250V161L249 162H246L244 159V161H242V162H244V163H240V161H239V163L238 162H234V161H231L230 159L229 160H227L226 158L223 160V162H226V164H224L225 165V167H223V169L225 168L228 172L226 173V175L228 174L229 175V177L228 178H226V179H224L225 178V172H223V176H221L220 175V173H219V171H221V170H219L218 168H217V165L214 163V162H212V161H210V160H207L208 159V157H207V155L206 154H204L203 152H202V150H200V152L199 153H191L192 154V156H198L199 155V157L200 158H196L191 164H188V163H186V160H187V152L184 154V160H182V163H178V162H174L175 161V159L174 158H168L167 157V155H165V156H163V159L165 158L166 159V161H163L162 162V160L161 161H157L158 162V164H157V162H156V164L154 163V162H152V160H150L151 161V163L150 162H148V163H146L145 164V158H147L148 157V155L147 154H143L142 155V157H141V160H140V163L138 164V166H135L136 167V169L138 170V171H141V172H143V174L146 176V178L145 179H143L142 177H141V179H143V180H146V182H147V186L149 187V189L151 190V191H153V192H156V190H157V193H156V195L158 194V193H162V195H160V194H158L159 196H154V194H152V192H150V193H147L146 191H144V189H145V187L144 186H140L139 188H138V190H137V195H139V196H142L143 198H138L136 201L135 200H133L134 198L132 197V200L133 201H131V203H127L128 205H130L131 207H132V209H135V212L138 214V216H141V217H144L143 219H144V222L143 223H145L146 225H147V227L145 228L146 229V233H145V236L146 237H144V240H142V239H138L139 241V243H140V241L142 240L143 241V246L145 245V244H147L146 243V238L147 237H149V239H148V241L149 242H151V235L149 234V232L150 231H152L153 232V236H156L157 235V231H161V232H163L165 235H164V237L162 238V240L161 241H157V244H154L155 243V241L156 240H154L153 242H151L152 244H151V246L150 247H140V249H138V252H140V253H142V251L143 252H148V253H150L152 250H155L154 248H156V249H158L160 252V255H157V257H158V259H157V261H158V263L157 264H171V262H169V259L167 258V259H165V258H163V256H162V253H164L165 251H168L169 249H171L173 246H175L176 247V244H177V241H175V236L173 237V239H172V237L171 238H169V239H166L167 238V235H166V233H168V232H170L169 234H171V232H173L175 235H176V237H178V236H180V237H184L185 238V236H187V237H191L192 238V240H194V239H197V241L200 239L199 237L201 236L199 233H200V231H199V229L198 228H193V226H194V224H195V221H194V216H195V214H194V212H193V205L195 206V205H197V207H199V206H201V202H196V201H192V202H190V203H188V201H187V199H185V198H181L180 200H178V201H174L177 205H178V203L177 202H179V203H181V206H182V204H185V205H183L182 207H180L179 209L181 210V212H182V210L183 211H185L186 212V216H185V219H183L184 218V215H183V218L182 217H179L180 215H173V214H167L166 212L168 211V210H165V208L167 207V205L166 204H168V203H166L164 206H163V202H171V201H173V200H175L176 198H175V196L177 195H174L175 193H177L176 191L172 194V192L170 193L169 191H172L175 187H178L179 188V186H180V188L182 189V191H186L187 190V188H186V190H183V187L182 186H186V184L189 186L188 188H189V190L188 191H191V193L192 194H194V196L195 197H197L198 199H200V201H201V199H205L204 197L206 196V193H207V191H203V190H205V188H209V189H207V190H211L210 192H208V193H212V192H214L215 190H217V189H221L224 185H226L227 183V181L229 182V180H231V181H233V183H232V186H231V191L232 192H234V195H233V197L234 198H237V197H240V202H239V207L237 206L236 208H238V209H240L241 208V210H245V211H243L242 213H237V212H233L232 214L231 213H227V216L225 215V217H228L230 220L231 219H233V220H237V219H239L243 224L245 223V228L246 227H249V228H253V229H255V239L253 240L254 241V243L255 244H258V242H261V243H263L264 244V231H261V230H264V120H262V119H260V118H258L259 116V114L257 115L258 117H253ZM119 116V115H118ZM141 116V115H140ZM151 116V115H150ZM170 116V115H169ZM168 116V117H169ZM213 116H214V114H213ZM213 116H209L210 118H212ZM218 116V115H217ZM216 115H215V117L217 118V119H219L218 117H217ZM231 117V119L232 120H230V119H228V118H226L228 121H226L225 119V122H227L228 124H230L231 125V123H229V120L230 121H233L234 120V116L233 115H230ZM148 117V116H147ZM171 117V116H170ZM215 117H213V118H215ZM224 117V116H223ZM223 117H220V121H222L223 122V119H221V118H223ZM50 118V117H49ZM87 118V117H86ZM103 119H102V121L106 118V116H104V117H102ZM109 118H110V116L108 117V120L107 119H105V120H107V121H110L111 120V118H110V120H109ZM141 118V117H140ZM172 118V117H171ZM100 119H101V117H100ZM187 119V118H186ZM206 119V118H205ZM209 119V118H208ZM235 119L237 120V117H235ZM264 119V118H263ZM131 120H133V119H131ZM140 120V119H139ZM138 120V121H139ZM172 121H173V119H171ZM183 120V119H182ZM213 120V119H212ZM215 121H212V122H214L215 123V125L217 124V122L218 121H216V119H214ZM100 121V120H99ZM141 121V120H140ZM169 121V120H168ZM167 121V122H168ZM184 121H185V119H184ZM206 121H209V120H206ZM235 121V120H234ZM42 122V121H41ZM101 122V121H100ZM152 122V121H151ZM162 122V121H161ZM175 122H176V120H175ZM190 122H191V120H190ZM194 122V121H193ZM197 123H198V121H196ZM211 122V121H210ZM104 123H105V121H104ZM107 123V122H106ZM105 123V124H106ZM157 123V122H156ZM159 123V122H158ZM170 123V122H169ZM184 123V122H183ZM224 123V122H223ZM263 123V124H262ZM105 124H104V126H105ZM172 124V123H171ZM170 124V125H171ZM188 124V123H187ZM194 124V123H193ZM208 124V123H207ZM210 124V123H209ZM209 124H208V126H209ZM222 124V123H221ZM221 124H220V126H221ZM225 124V123H224ZM51 125V124H50ZM154 125V124H153ZM169 125V126H170ZM173 125L175 126V124L173 123ZM177 125V127H179V124H176ZM195 125V124H194ZM199 125H201V124H198V129H199V127H200V129H201V126H199ZM226 126H227V124H225ZM224 125V126H225ZM15 126V125H14ZM128 126V125H127ZM131 126V125H130ZM158 128L160 129V124H158ZM167 126V125H166ZM197 126V125H196ZM196 126H195V129H196ZM208 126H206V127H208ZM211 126L212 127H214V125H212L211 124ZM229 126V125H228ZM261 126H263V127H261ZM66 127V126H65ZM148 127V128H147ZM146 127V129H149V127L150 126H147ZM153 127V126H152ZM165 127V126H164ZM164 127H162L161 129H163ZM205 127V128H206ZM210 127V126H209ZM208 127V128H209ZM223 127V126H222ZM145 128V127H144ZM157 128V129H158ZM166 128H168V127H166ZM191 128V127H190ZM221 128V127H220ZM51 129V128H50ZM79 129V128H78ZM113 129V128H112ZM115 129V128H114ZM117 129V128H116ZM115 129V130H116ZM150 129H151V127H150ZM155 129H156V127H155ZM155 129H153L154 131H157L158 132V130H155ZM160 129V130H161ZM228 130H230L229 129V127L227 128ZM226 129V130H227ZM66 130H68V129H66ZM82 130V129H81ZM81 130H80V132H81ZM107 130V129H106ZM125 130V129H124ZM127 130V129H126ZM152 130V131H153ZM159 130V133H161V131ZM164 130H165V128H164ZM174 130V129H173ZM221 130H225V127L224 128H222ZM225 130V131H226ZM227 130V131H228ZM233 130V129H232ZM73 131V130H72ZM114 131V130H113ZM121 132V129H119L118 130V133L119 134H121V133H123V130H122V132ZM153 131V132H154ZM77 132V131H76ZM87 132H89V131H87ZM133 132V131H132ZM150 132V131H149ZM164 132V131H163ZM161 133V134H165V133ZM165 132H167V131H165ZM231 132V131H230ZM229 132V133H230ZM65 133V132H64ZM70 133V132H69ZM74 133V132H73ZM78 133H79V131H78ZM92 133V132H91ZM117 133V132H116ZM117 133V134H118ZM135 133V132H134ZM152 133V132H151ZM168 133V132H167ZM169 133H171L170 131H169ZM174 133V132H173ZM183 133V132H182ZM208 133H209V131H208ZM220 133V132H219ZM226 133V132H225ZM229 133H227V134H229ZM232 133H233V131H232ZM108 134H110V133H108ZM115 134V133H114ZM117 134H115V135H117ZM119 134H118V136H119ZM132 134V133H131ZM136 134H137V132H136ZM142 134V133H141ZM147 134H148V132H147ZM176 133H174V135H175ZM211 134V133H210ZM210 134H208V135H210ZM213 134V133H212ZM221 134V133H220ZM226 134V135H227ZM253 135V137L251 138V136ZM75 136H76V134H74ZM73 135V136H74ZM78 135V134H77ZM80 135H81V133H80ZM86 135V134H85ZM132 135H134V134H132ZM131 135V136H132ZM143 135V134H142ZM145 135V134H144ZM203 135V134H202ZM230 135H231V133H230ZM57 136V135H56ZM55 136V137H56ZM70 136V135H69ZM72 136V135H71ZM103 136V140H105V138H106V135L105 134H103L102 135ZM108 136V135H107ZM117 136V137H118ZM136 136V135H135ZM166 136V135H165ZM186 136V135H185ZM204 136V135H203ZM217 136V135H216ZM220 136V135H219ZM223 136V139L225 140V142H227L226 140V138L228 137H224V135H222ZM234 136V135H233ZM232 136V137H233ZM234 136V137H235ZM255 136V137H254ZM46 137H48V136H46ZM114 137V135L112 136V138ZM116 137V138H117ZM121 137H123V139H124V136H122L121 135ZM120 137V139H122ZM158 137H159V135H158ZM170 137V136H169ZM169 137H168V139L167 140H169L170 141V139H169ZM174 137V136H173ZM213 138L211 139L210 138V136H209V138L212 140V142L214 141H216V139H217V137H214V136H212ZM233 137V138H234ZM148 138V137H147ZM146 138V139H147ZM170 138H172V136L170 137ZM192 138V137H191ZM194 138H196V137H194ZM204 138V137H203ZM216 138V139H215ZM220 138V137H219ZM229 138V137H228ZM246 138V139H245ZM253 138H255V139H253ZM50 139V138H49ZM74 139V138H73ZM72 139V140H73ZM87 139V137H81V140L84 142V143H86L85 142V140ZM89 139V138H88ZM99 139V138H98ZM114 139V138H113ZM119 139V138H118ZM125 139L127 140V137H125ZM123 140L124 141V143H125V141L126 140ZM186 139L187 138H185V139H182L181 141L183 142V144L185 143V142H187L186 141ZM193 139V138H192ZM192 139H190V140H192ZM248 139V140H247ZM71 139L69 140L70 142L72 141ZM90 140H92V139H90ZM133 140V139H132ZM139 140V142H140V138L138 139ZM160 140H161V138H160ZM163 140V139H162ZM161 140V141H162ZM166 140V141H167ZM173 140V139H172ZM178 140V139H177ZM177 140H175L176 141V143H177ZM196 140V139H195ZM205 140V139H204ZM207 140V139H206ZM209 140V139H208ZM223 140V141H224ZM239 140V139H238ZM237 139H236V142L238 141ZM249 140H251V142H255V144L257 145H255V152L253 153V155L251 154V156H250V154H248V155H246L245 154V147H249L250 146V144H251V142L249 141ZM52 141V140H51ZM60 141V140H59ZM99 141H100V139H99ZM121 141V140H120ZM128 141V140H127ZM126 141V142H127ZM160 141V142H161ZM169 141H167V143L166 144H168L169 143V146L170 145H172ZM179 141V140H178ZM218 141V140H217ZM247 141V143L248 144H246L245 142ZM48 142V141H47ZM74 142V141H73ZM95 142V141H94ZM129 142V141H128ZM137 142V141H136ZM151 142V141H150ZM158 143L160 146L162 145L163 146V144L162 143ZM163 142V141H162ZM173 142V144L174 145H176V143H174V141H172ZM194 142V141H193ZM196 142H198V140H196ZM196 142H194V145H195V143ZM208 142V141H207ZM60 143V142H59ZM65 143V142H64ZM149 143V140L147 139V144ZM152 143H153V140H152ZM228 143H229V141H228ZM245 143V144H244ZM18 144V143H17ZM81 144H82V142H81ZM87 144V143H86ZM137 144V143H136ZM146 144V143H145ZM165 144V143H164ZM165 144V145H166ZM189 144H190V142H189ZM218 143H215V146L217 145ZM60 145V144H59ZM64 145V144H63ZM95 145V144H94ZM141 145H143V144H141ZM156 148H158L157 147V145L156 144H153ZM178 145V144H177ZM197 145V144H196ZM227 145V144H226ZM229 145H230V143H229ZM232 145H230V146H232ZM239 145V146H238ZM253 145V144H252ZM72 146V145H71ZM77 146V145H76ZM102 146H103V148H104V145L102 144ZM102 146H101V150H102ZM139 146H140V144H139ZM218 147H219V145H217ZM216 146V147H217ZM232 146V147H233ZM141 147V146H140ZM150 147V146H146V149H148V148ZM151 147H153V146H151ZM176 146H174V147H172V148H175ZM194 147V146H193ZM207 147V146H206ZM99 148V147H98ZM209 148V146L205 149L204 148V150H207ZM106 149H108V148H106L105 147V150ZM138 149V148H137ZM150 149V148H149ZM152 149H155L154 147L152 148ZM152 149H151V151H152ZM159 149H160V147H159ZM165 149H167V148H165ZM200 149H201V147H200ZM218 149L220 150V147L219 148H216V151H218ZM228 149H230L229 147H228ZM249 149V148H248ZM252 149H253V147H252ZM32 150V149H31ZM73 150H74V148H73ZM161 150V149H160ZM177 151H178V149H176ZM215 150V149H214ZM232 150V149H231ZM64 151V150H63ZM104 151V150H103ZM109 152H110V150H108ZM118 151V150H117ZM156 151H158V152H160L159 150H156ZM165 151V150H164ZM167 151L168 150H166V153H167ZM208 151V150H207ZM224 151V150H223ZM230 152V150H227L226 152ZM235 151V150H234ZM248 150H246V152H247ZM252 151V150H251ZM150 152V151H149ZM155 152V151H154ZM172 152V151H171ZM170 152V153H171ZM181 152H183V151H181ZM212 152V151H211ZM211 152H209L210 153V155L212 154ZM112 153V152H111ZM151 153V152H150ZM152 153H153V151H152ZM165 153V152H164ZM165 153V154H166ZM173 153H175V152H173ZM172 153V154H173ZM189 153H190V151H189ZM224 153V152H223ZM236 153V152H235ZM249 153V152H248ZM113 155H114V153H112ZM141 154V153H140ZM220 154V153H219ZM112 155V157H114ZM116 155V154H115ZM235 155V154H234ZM73 156V155H72ZM209 156V155H208ZM157 157V156H156ZM191 157V156H190ZM190 157H188V158H190ZM211 157V156H210ZM212 157H214V155H212ZM234 157V156H233ZM238 157V156H237ZM14 158V157H13ZM22 158V157H21ZM117 158V157H116ZM194 158V157H193ZM229 158V157H228ZM231 158V157H230ZM236 158V157H235ZM2 159V158H1ZM39 159V158H38ZM191 159V158H190ZM197 159L199 160V161H197ZM216 159V158H215ZM218 159H220V158H218ZM232 159V158H231ZM239 159V158H238ZM27 160V159H26ZM74 160V159H73ZM76 161L78 160V159H75ZM179 160V159H178ZM221 160V159H220ZM235 160V159H234ZM79 161H81V160H79ZM113 161V160H112ZM222 161V160H221ZM231 161V162H230ZM8 162V161H7ZM188 162H189V160H188ZM234 162V163H233ZM13 163V162H12ZM53 163H55V162H53ZM79 163H81V162H78V164ZM86 163V162H85ZM124 163V162H123ZM217 163H221V162H217ZM17 164V163H16ZM21 164V163H20ZM74 164H76L75 162H74ZM73 164V165H74ZM81 164H83V163H81ZM81 164H79V165H81ZM10 165V164H9ZM72 165V166H73ZM104 165H105V163H104ZM235 165H238V167H236ZM14 166V165H13ZM41 166V165H40ZM72 166H70V167H72ZM76 166V165H75ZM83 166H85L86 167V164L84 165L83 164ZM82 166V168H84ZM87 166H88V164H87ZM108 166V165H107ZM106 166V167H107ZM69 167V166H68ZM91 167V166H90ZM90 167H87V168H90ZM116 167V166H115ZM125 168H126V165L124 166ZM131 167H132V165H131ZM144 167V168H143ZM235 167V168H234ZM53 168V167H52ZM119 168H121L120 166H119ZM64 169V168H63ZM63 169H62V171H63ZM78 168H76V170H77ZM90 169H93V170H95L94 168H90ZM114 169V168H113ZM17 170V169H16ZM67 170V169H66ZM82 170V169H81ZM89 170V169H88ZM71 171V170H70ZM73 171V170H72ZM83 171H84V169H83ZM97 171H99V170H97ZM11 172V171H10ZM17 172V171H16ZM15 172V173H16ZM20 172H21V170H20ZM19 172V173H20ZM23 172H24V170H23ZM54 172V171H53ZM64 172V171H63ZM74 172V171H73ZM87 172V171H86ZM134 172V171H133ZM140 172V173H141ZM5 173V172H4ZM19 173H17V174H15L14 176H17V175H19ZM32 173V172H31ZM31 173H29L30 175H32V177H35L36 175H33V174H31ZM45 173H46V175H47V177L48 178H51V175H52V171L51 170H45ZM72 173V172H71ZM79 173V172H78ZM89 173H91V172H89ZM89 173L87 172V176L89 177L90 175H89ZM117 173V172H116ZM115 173V174H116ZM7 174H9V172H7ZM13 174H14V172H13ZM21 174H24V173H21ZM73 174V173H72ZM81 174V173H80ZM93 174L95 175V172L93 171ZM97 174H99L98 172H97ZM104 174V173H103ZM142 174V175H143ZM2 175H4V174H2ZM70 175V174H69ZM73 175H75V173L73 174ZM79 175V174H78ZM100 175V174H99ZM129 175V174H128ZM143 175V176H144ZM14 176H12V177H14ZM80 176V175H79ZM84 176V175H83ZM86 176V177H87ZM93 175L91 174V177H92ZM96 176V175H95ZM102 176V175H101ZM104 176V175H103ZM105 176H107V174L105 175ZM231 176V177H230ZM4 177V176H3ZM10 178V181H11V179H13V178ZM22 177V176H21ZM27 176H25V178H26ZM31 177V176H30ZM75 178H76V175L74 176ZM73 177V178H74ZM81 177H82V175H81ZM87 177V178H88ZM97 177V176H96ZM127 176H125V178H126ZM222 177H223V179H222ZM17 178H19V176L17 177ZM17 178H14V179H17ZM58 178V177H57ZM80 178V177H79ZM93 178V177H92ZM92 178H91V181H92ZM4 179V178H3ZM20 179H23V178H20ZM97 180V182L95 181V180H93L94 182H96V183H93V184H91L90 183V178H89V180H87L88 182H89V184L90 185H94V184H98V177L96 178ZM102 179V178H101ZM101 179H100V181H101ZM127 179H128V177H127ZM19 180V179H18ZM70 180H71V178H70ZM106 180H107V178H106ZM131 180V179H130ZM226 180V181H225ZM33 181H34V179H33ZM78 181H80V180H78ZM77 181V182H78ZM92 181V182H93ZM104 181H105V177H104ZM120 181V180H119ZM128 181H129V179H128ZM135 181V180H134ZM142 181V180H141ZM231 181H230V185H231ZM106 182H108V181H106ZM129 182H131V181H129ZM25 183H28L27 182V179H26V182ZM79 183V182H78ZM143 183V182H142ZM10 184V183H9ZM87 184V183H86ZM85 184V185H86ZM104 185H106V183L104 182L103 183ZM103 184H101V185H96V187H94L93 189H96L97 188V186H99V188H103V187H100V186H104ZM111 184V183H110ZM181 184H184V185H182L181 186ZM80 185H82V184H78L77 186L78 187H80ZM84 185V186H85ZM89 185V186H90ZM135 185V184H134ZM138 185L139 184H137V186L136 187H138ZM140 185H141V183H140ZM179 185V186H178ZM228 185V184H227ZM226 185V186H227ZM249 185V186H248ZM254 187L255 188V186L254 185H261V187L263 188V190H262V192L260 193V191L258 190L259 188H261L260 186L258 187V189H257V191H258V193H260L259 194V197H256V198H248L246 201H244V193H245V190L246 189H249L248 187ZM74 186V185H73ZM107 186V185H106ZM106 186H104V187H106ZM122 186V185H121ZM226 186L224 187V188H226ZM39 187V186H38ZM78 187H77V189H78ZM92 187V186H91ZM90 187V188H91ZM116 187V186H115ZM124 187V186H123ZM121 188V190L122 189H124V188ZM135 187V186H134ZM245 187H246V189H245ZM3 188V187H2ZM21 188V187H20ZM19 188V189H20ZM32 188V187H31ZM53 188H55L54 186H53ZM86 188V187H85ZM89 188V187H88ZM99 188H97V189H99ZM107 188V191H108V189L110 190V188L107 186L106 187ZM112 188H114V187H112ZM126 188L128 189V193L131 195L132 193H133V191L131 190V186L129 185V184H127L126 185ZM158 188V189H157ZM177 188V189H178ZM185 188V187H184ZM227 188H228V186H227ZM261 188V189H262ZM37 189V188H36ZM45 188L43 187V190H44ZM80 189V188H79ZM92 189V188H91ZM90 189V190H91ZM105 191H102V193H100V194H102L103 195V192H104V194H107V192H106V189L105 188H103ZM115 189V191L117 190L116 188H114ZM120 189V188H119ZM136 189V188H135ZM253 189V188H252ZM22 190V189H21ZM20 190V191H21ZM82 190H85V189H83V187H82V189H81V191ZM100 190V189H99ZM230 190V189H229ZM7 191V190H6ZM15 192L16 191H18V193H21L19 190H14ZM80 191V192H81ZM89 191V190H88ZM93 191V190H92ZM96 191V190H95ZM119 191V190H118ZM118 191H116L115 192V194H119L120 193V191H119V193H118ZM178 191V190H177ZM180 191V190H179ZM187 191V192H188ZM247 191V190H246ZM256 191V192H257ZM14 192V193H15ZM27 192V191H26ZM79 191L77 190V193H78ZM91 192V191H90ZM94 192V191H93ZM92 192V193H93ZM99 192H101V191H99ZM110 192V191H109ZM109 192H108V195H106V196H112V194L110 193V195H109ZM227 192H229V191H227ZM248 192V191H247ZM246 192V193H247ZM5 193V192H4ZM8 193V192H7ZM164 193H168V196L167 195H165ZM170 193V194H169ZM181 193V192H180ZM218 193V192H217ZM216 193V194H217ZM245 193V194H246ZM253 193V191L251 192V194ZM255 193V192H254ZM257 193V194H258ZM9 194V193H8ZM16 194H17V192H16ZM80 194V193H79ZM85 194V193H84ZM83 194V195H84ZM179 194V193H178ZM220 194V197H222V196H225V194L223 193V191L221 190V192L219 193ZM249 194V193H248ZM256 194V195H257ZM10 195V194H9ZM19 195V194H18ZM86 195H88V194H86ZM121 195V194H120ZM119 195V196H120ZM134 195V194H133ZM132 195V196H133ZM146 195V197L147 198H149L148 196H151V198H150V200H146L147 198H145L144 196ZM154 197H153V196ZM170 195V196H169ZM182 195V194H181ZM186 195V194H185ZM188 195V194H187ZM17 196V195H16ZM68 196V195H67ZM97 196H98V191H97ZM105 195H104V197L103 198H105L106 197ZM180 196V195H179ZM184 196V195H183ZM189 196H191L190 194H189ZM227 196V195H226ZM230 196V195H229ZM232 196V195H231ZM249 196V195H248ZM251 196H253V195H250L249 197H251ZM254 196H255V194H254ZM253 196V197H254ZM34 197H36L35 195H34ZM136 197V196H135ZM177 197V196H176ZM213 197H215V196H213ZM219 197V198H220ZM14 198V197H13ZM39 198V197H38ZM41 198H42V196H41ZM41 198H39V199H41ZM69 197H67V199H68ZM79 198V197H78ZM97 198H100V199H102V197L99 195V197H97ZM107 199H108V197H106ZM114 198H118V196L117 195H115V197L113 196L112 197V200L114 199ZM120 198H121V196H120ZM129 198V197H128ZM131 198V197H130ZM145 198V199H144ZM15 199H16V197H15ZM26 199V198H25ZM38 199V200H39ZM66 199V200H67ZM196 199V198H195ZM214 199V198H213ZM44 200V199H43ZM98 200V199H97ZM110 200V198L107 200V201H109ZM115 200V202H117V200L116 199H114ZM122 200V198L118 201V203H120V201ZM131 200V199H130ZM156 200H157V202H156ZM192 200V199H191ZM83 201V200H82ZM85 201H86V199H85ZM98 201H100V200H98ZM106 201V200H105ZM107 201H106V203H107ZM124 201V200H123ZM210 201V200H209ZM213 200H211V202H212ZM217 201V200H216ZM26 202H28V201H26ZM92 202V201H91ZM102 202H103V200L101 201V205H102ZM125 202V201H124ZM214 202V201H213ZM227 202V201H226ZM236 202V201H235ZM30 202H28V204H29ZM37 203H38V201H37ZM37 203H35L36 205H37ZM40 204H42V203H44V201H40L39 202ZM84 203V202H83ZM93 203V202H92ZM117 203V204H118ZM150 203V205H152V207L150 206V205H148ZM173 203V202H172ZM208 203V202H207ZM216 203V202H215ZM87 204V203H86ZM103 204L104 205H106L104 202H103ZM116 204V203H115ZM116 204V205H117ZM124 204H126V202L124 203ZM205 204V203H204ZM9 205V204H8ZM31 205V204H30ZM43 205H45V204H43ZM82 206H83V204H81ZM91 205V204H90ZM98 205H100V204H97L96 206H98ZM100 205V206H101ZM112 205V204H111ZM113 205H114V203H113ZM173 205H174V203H173ZM173 205H172V207H173ZM224 205H226V204H224ZM246 205H251V207H249V206H246ZM5 206V205H4ZM11 206H13V205H11ZM25 206V205H24ZM48 206H50V205H48ZM93 206V205H92ZM95 206V207H96ZM107 206H109V205H107ZM118 206H120V205H118ZM118 206H114V208H117ZM148 206H150L151 208H150V210L147 212V210L149 209V208H147V210H146V207H148ZM180 206V205H179ZM219 206H220V204H219ZM218 206V207H219ZM222 206V205H221ZM233 206V205H232ZM252 206H254V207H252ZM14 207V206H13ZM37 207V206H36ZM38 207H39V204H38ZM43 207V209H44V206H42ZM85 207H86V205H85ZM88 207V206H87ZM87 207H86V210H87ZM122 207V205L120 206V208ZM125 207V206H124ZM138 207V208H137ZM177 207V206H176ZM176 207H175V209H176ZM211 207V206H210ZM213 207H214V205H213ZM223 207H225V206H223ZM226 207H227V205H226ZM34 208H35V206H34ZM40 208H41V205H40ZM39 208V210H41ZM82 208V207H81ZM129 208V207H128ZM127 208V209H128ZM216 208V207H215ZM21 209H22V207H21ZM42 209V210H43ZM96 209V208H95ZM108 209H110L109 210V212L111 213V208H109L108 207ZM117 209H119V207L117 208ZM124 209V208H123ZM131 209V211H134V210H132ZM140 209H142L143 211H146V212H141L142 210H140ZM230 209H232V208H230ZM13 210V209H12ZM22 210H24V209H22ZM92 210H94V207L92 208ZM92 210H91V212H92ZM128 210H130V209H128ZM177 210V209H176ZM222 210V208L220 209V211ZM225 210V209H224ZM16 211V210H15ZM95 211V210H94ZM120 211V210H119ZM125 211V210H124ZM124 211H123V213H124ZM172 212H174L173 211V209L171 210ZM178 212H179V210H177ZM208 211V210H207ZM228 211V210H227ZM236 211H237V209H236ZM10 212V211H9ZM24 212V211H23ZM35 212V211H34ZM84 213H85V210L83 211ZM88 212H90V211H88ZM113 212V211H112ZM214 212V211H213ZM212 212V214H214ZM12 213V216H13V212H10V214ZM33 213V212H32ZM170 213V212H169ZM198 213V212H197ZM204 213V212H203ZM224 213V212H223ZM15 214V213H14ZM28 214V213H27ZM44 214H45V212H44ZM92 214V213H91ZM93 214H94V212H93ZM96 214V213H95ZM112 214V213H111ZM127 214H129V213H127ZM130 214H131V212H130ZM182 214H183V212H182ZM181 214V215H182ZM185 214V213H184ZM199 214V213H198ZM210 214V213H209ZM208 214V215H209ZM216 214V213H215ZM24 215V214H23ZM42 215H43V212H42ZM48 214L46 213L45 215H44V217L45 216H47ZM89 215V214H88ZM88 215L86 216L87 218V220H88ZM103 215H105V214H103ZM115 215H116V213H115ZM207 215V216H208ZM218 215V214H217ZM221 215V217H222V215L223 214H220ZM219 215V216H220ZM117 216H118V213H117ZM123 216H125V213L123 214ZM122 216V217H123ZM129 216V215H128ZM21 217V216H20ZM19 217V218H20ZM84 217H85V215H84ZM97 217V216H96ZM95 217V218H96ZM203 217V216H202ZM224 217V216H223ZM258 217H262L263 219L262 220H258ZM53 218V217H52ZM139 217H137L136 219H138ZM208 218V217H207ZM210 218V217H209ZM227 218V219H228ZM21 219L22 220H24L22 217H21ZM20 219V220H21ZM27 219V218H26ZM101 219H102V222L105 220V218L103 217L102 218V215H101ZM124 219V218H123ZM129 219H130V221H131V219L132 218H130L129 217ZM128 219V220H129ZM198 219V218H197ZM202 219V218H201ZM201 219H200V221H201ZM211 219H212V217H211ZM35 220V219H34ZM96 220H97V218H96ZM100 220V219H99ZM126 220V219H125ZM139 220V219H138ZM36 221V220H35ZM84 221V220H83ZM82 221V222H83ZM89 221H90V219H89ZM123 221V220H122ZM127 221V220H126ZM198 221V220H197ZM212 221V220H211ZM214 221V220H213ZM22 222V221H21ZM21 222H20V224L19 225H23V224H21ZM28 222H29V220H28ZM34 222V221H33ZM108 222V221H107ZM125 222V221H124ZM139 222V221H138ZM203 222V221H202ZM206 222V221H205ZM230 222V221H229ZM127 223V222H126ZM125 223V224H126ZM128 223H129V221H128ZM127 223V224H128ZM131 223V222H130ZM134 223H135V221H134ZM141 223V222H140ZM143 223H141V224H143ZM231 223V222H230ZM242 223H238V224H235L234 226H235V228H236V230H235V228L233 229V228H231V229H226L225 231H227V236L229 237V236H233V237H235V240H236V242H238L239 241V237H245L246 239L248 238V237H246V235H244V236H239V235H237V233H238V231L240 230V226H241V224ZM65 224V223H64ZM95 223H91V225H94ZM132 224V223H131ZM136 224V223H135ZM196 224H197V222H196ZM208 224V223H207ZM226 224H228L229 225V223H226ZM25 225V224H24ZM30 225V224H29ZM104 225V224H103ZM102 225V223L100 224V227H98V225H97V228H102L101 226H103ZM137 225H138V223H137ZM199 225V224H198ZM26 226H28V225H26ZM33 226V225H32ZM38 226V225H37ZM57 226V225H56ZM106 226V225H105ZM129 226V225H128ZM128 226H126V228H128ZM139 226V225H138ZM223 226L224 227H226L224 224H223ZM61 227V226H60ZM91 228H92V226H90ZM89 227V228H90ZM94 227H96V225H94ZM107 227H109V225L107 226ZM130 227H131V225H130ZM141 227V226H140ZM199 227V226H198ZM222 226H220V228H221ZM228 227H231V226H228ZM24 228L25 227H23L22 229L24 230ZM37 228V227H36ZM41 228H42V226H41ZM96 228V229H97ZM122 228V227H121ZM120 228V229H121ZM163 228V229H162ZM55 229H57V228H55ZM123 229V228H122ZM143 229H144V227H143ZM102 229H100V231H101ZM124 230H125V228H124ZM131 230H133V229H131ZM137 230V229H136ZM136 230H134V231H136ZM204 230V229H203ZM236 231V232H234L233 233V231ZM249 230V229H248ZM247 230V231H248ZM59 231H61V230H59ZM73 231H74V228H73ZM129 231H130V229H129ZM138 231V230H137ZM209 231V230H208ZM243 231H245V230H243ZM251 231H253V230H251ZM250 231V232H251ZM65 232V231H64ZM107 232V231H106ZM126 232V230L124 231V233ZM127 232H128V230H127ZM126 232V233H127ZM249 232V231H248ZM254 232V231H253ZM259 232H260V234H259ZM89 233H91V231H89ZM100 233V232H99ZM102 233V232H101ZM133 233H135V232H133ZM140 233L141 232H139V237H140ZM222 233V230H218L217 232L216 231H214V234H212V232H211V234H212V238H215V240H216V237H217V235H219V234H221ZM128 234V233H127ZM158 234H159V232H158ZM208 234V233H207ZM71 235V234H70ZM107 235V236H106ZM106 235H103V236H106V238H105V241H107V237H108V235L109 234H106ZM118 235H119V233H118ZM130 234H128V236H129ZM135 235H136V233H135ZM134 235V236H135ZM142 235V234H141ZM209 235V234H208ZM214 235H216V237H214ZM249 235H251V234H249ZM86 237H87V235H85ZM101 236V234L99 235V238H102V236ZM120 236V235H119ZM127 236V235H126ZM38 237V236H37ZM115 237H117V236H115ZM125 237V236H124ZM136 238H137V236H135ZM166 237V238H165ZM205 237V236H204ZM253 237V236H252ZM257 237V238H256ZM135 238V239H136ZM165 238V239H164ZM194 238V239H193ZM245 238H244V240H245ZM43 239V238H42ZM97 239H98V237H97ZM103 239V238H102ZM112 239H115V238H112ZM111 239V240H112ZM131 239V238H130ZM135 239H134V241H135ZM187 239V238H186ZM208 239V238H207ZM203 240L202 239V237H201V240L203 241V243H204V245L202 244V246L204 247V248H206V247H208L209 246V244H211L212 242H213V239L211 240L210 238V240ZM39 240V239H38ZM47 240V239H46ZM124 240V239H123ZM45 241V240H44ZM126 241V240H125ZM136 241H137V239H136ZM246 241V240H245ZM245 241L244 242H238V245L239 246H244V244H245ZM137 242V243H138ZM148 242V243H149ZM199 242H200V240H199ZM105 243H107V242H105ZM108 243H110V242H108ZM107 243V244H108ZM142 243V242H141ZM140 243V244H141ZM248 243V242H247ZM106 244V245H107ZM110 244H112V243H110ZM114 244V243H113ZM118 244V243H117ZM217 244V243H216ZM94 245V244H93ZM128 245V244H127ZM131 245V244H130ZM182 245V244H181ZM219 245V244H218ZM65 246H66V244H65ZM92 246V245H91ZM104 246V245H103ZM108 247L107 248H111V246H109V245H107ZM113 246V245H112ZM123 246V245H122ZM133 246V245H132ZM149 246V245H148ZM185 246V245H184ZM213 246V245H212ZM247 246V245H246ZM67 247V246H66ZM94 247V246H93ZM114 247V246H113ZM178 247V246H177ZM222 247V246H221ZM259 247V246H258ZM263 246H261L260 248H262ZM134 248V247H133ZM132 248V249H133ZM202 248V247H201ZM216 248V247H215ZM70 249V248H69ZM97 249L98 250H101V248L100 247H97ZM116 249V248H115ZM119 249H121V248H119ZM178 249V248H177ZM182 249V248H181ZM212 249V248H211ZM4 250V249H3ZM219 250V249H218ZM225 250V249H224ZM108 251V250H107ZM117 251H118V249H117ZM121 251H122V249H121ZM127 251V250H126ZM126 251H125V253H126ZM215 251V250H214ZM264 251V250H263ZM109 253H113L112 251H108ZM216 252V251H215ZM227 252V251H226ZM261 252H262V250H261ZM79 253V252H78ZM77 253V254H78ZM115 253V252H114ZM124 253V254H125ZM127 253H128V251H127ZM127 253H126V256H127ZM130 253V252H129ZM225 253V252H224ZM246 254L247 252H245V251H243L240 255H242V254ZM76 254V255H77ZM143 254V253H142ZM227 254V253H226ZM244 254V255H245ZM259 254V253H258ZM100 255V256H99ZM150 255V254H149ZM152 255V254H151ZM232 255V254H231ZM247 255V254H246ZM66 256V255H65ZM65 256H63V257H65ZM97 256H99V258H101V256H102V258H103V254L101 253V252H99V254L97 255ZM114 256V255H113ZM117 256V255H116ZM131 256V255H130ZM137 256V255H136ZM172 256V255H171ZM214 256V255H213ZM225 256V255H224ZM109 257V256H108ZM119 257V256H118ZM125 257V256H124ZM123 257V258H124ZM150 257V256H149ZM232 257V256H231ZM257 257H259L260 259H263V256H261V255H258ZM257 257H254V258H256L257 259V261L259 262V259L257 258ZM76 258V257H75ZM111 258H113V257H110V259ZM120 258V257H119ZM141 258V257H140ZM152 258V257H151ZM184 258V261L186 260V261H188L187 260V258H185V257H183ZM199 258V257H198ZM63 259V258H62ZM77 259V258H76ZM128 259H129V255H128ZM137 259H138V257H137ZM146 259V258H145ZM232 259V258H231ZM69 260V259H68ZM125 260V259H124ZM123 260V261H124ZM130 260V259H129ZM255 260V259H254ZM63 261V260H62ZM127 261V260H126ZM142 261V260H141ZM250 261H252V260H249V262ZM248 262V263H249ZM70 263V262H69ZM131 263V262H130ZM140 262H138L137 264H139ZM64 264H65V262H64ZM66 264H67V262H66ZM75 264V263H74ZM115 264V263H114ZM129 264V263H128ZM142 264V263H141ZM147 264V263H146ZM190 264H205L204 262H193V263H190Z\"/></svg>",
	"mask_w": 264,
	"mask_h": 264
}]
</instances>
